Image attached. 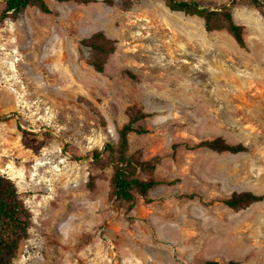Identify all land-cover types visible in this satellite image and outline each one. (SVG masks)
<instances>
[{"label": "rangeland", "instance_id": "rangeland-1", "mask_svg": "<svg viewBox=\"0 0 264 264\" xmlns=\"http://www.w3.org/2000/svg\"><path fill=\"white\" fill-rule=\"evenodd\" d=\"M107 1L45 0L50 13L0 20V174L32 216L15 264H264V201L224 204L264 195V0H183L227 5L246 49L163 0ZM97 33L116 42L103 73L82 46ZM130 109L147 118L128 155L159 184L126 203L94 154ZM216 139L247 151L195 148Z\"/></svg>", "mask_w": 264, "mask_h": 264}, {"label": "trees", "instance_id": "trees-1", "mask_svg": "<svg viewBox=\"0 0 264 264\" xmlns=\"http://www.w3.org/2000/svg\"><path fill=\"white\" fill-rule=\"evenodd\" d=\"M173 12L187 16H196L204 20L207 32L225 30L236 41L240 48L246 49L245 27L235 22L232 10L223 5L217 8H205L194 1L163 0ZM256 8L263 6V0H249ZM88 2V1H87ZM112 4V1H107ZM28 7H36L44 13H50L45 0H6L2 17L18 19ZM82 46L90 50L89 65L98 73L105 71L108 59L116 51V42L103 33H97L82 41ZM147 116L139 110L130 109L129 122L121 129L117 143H109L102 151H96L95 161L113 167L111 179L112 196L119 202L131 203L135 193L147 198L150 191L159 183L143 180L138 177V171L151 172L150 163H142L129 157V137L131 134H144L138 124ZM5 118L0 117V122ZM197 149H207L214 152L239 154L247 151L243 145H228L222 139L204 141L195 146ZM264 201V195L244 193L233 195L224 204L233 210L242 209L250 204ZM32 216L21 198L17 184L8 176L0 174V264H15L21 243L30 236ZM203 264H221L208 261Z\"/></svg>", "mask_w": 264, "mask_h": 264}]
</instances>
